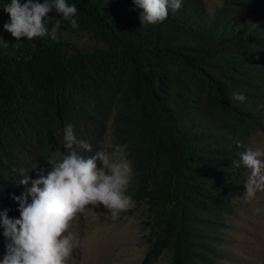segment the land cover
I'll list each match as a JSON object with an SVG mask.
<instances>
[{"label":"trees","instance_id":"trees-1","mask_svg":"<svg viewBox=\"0 0 264 264\" xmlns=\"http://www.w3.org/2000/svg\"><path fill=\"white\" fill-rule=\"evenodd\" d=\"M8 3L0 0L10 44L0 49V211L19 218L20 170L32 179L50 170L47 159L66 154L67 124L92 146L79 150L85 157L110 129L111 149L122 146L133 169L144 263L165 252L170 264H220L247 176L236 164L264 121V0H222L215 10L181 0L157 25H141L133 0H66L79 27L61 20L59 42L21 38L18 48L3 28ZM63 32H89L102 45L80 50ZM5 240L0 228V249Z\"/></svg>","mask_w":264,"mask_h":264},{"label":"clouds","instance_id":"clouds-1","mask_svg":"<svg viewBox=\"0 0 264 264\" xmlns=\"http://www.w3.org/2000/svg\"><path fill=\"white\" fill-rule=\"evenodd\" d=\"M133 3L142 10L141 25L163 23L169 9L176 11L181 7V0ZM3 9L10 18L3 28L16 39L17 48L23 42L21 38L33 41L47 37L59 42L61 20L70 22L74 29L79 27L77 7L66 0H10ZM53 11L60 19L49 17ZM9 46L0 36V49ZM233 98L239 102L246 100L242 93H235ZM63 132L66 154L53 153L46 161L50 170L41 169L37 179L20 170L19 183L26 191L13 196L19 205V218H10L7 210L0 211V228L7 241V252L0 264H68L73 250L79 246V241L68 232L78 213L103 206L115 218L133 206L132 197L127 194L133 169L124 148L115 145L110 151L97 150L85 157L79 150L92 153V146L77 140L74 125L67 124ZM241 163L248 170L244 195L252 199L258 191H264V150L246 147L236 166ZM29 183L31 187H27Z\"/></svg>","mask_w":264,"mask_h":264},{"label":"rangeland","instance_id":"rangeland-1","mask_svg":"<svg viewBox=\"0 0 264 264\" xmlns=\"http://www.w3.org/2000/svg\"><path fill=\"white\" fill-rule=\"evenodd\" d=\"M203 2L209 10H215L222 0ZM63 34L80 50L89 51L96 45H102L89 32ZM248 143L253 149L264 150V121L261 129L248 138ZM101 148L112 150L110 129ZM246 179L247 176L235 200L237 208L228 218L229 228L224 235L227 242L221 249L223 255L220 264H264V191H258L252 199L246 198ZM130 190L131 182L127 189V194L131 196ZM143 218L141 206L134 201L131 208L115 218L103 206L89 207L78 213L68 232L79 241V246L73 250L68 264H170V254L165 252L150 263H144L149 245L145 241L148 229L144 228ZM3 245H7L6 240ZM6 252L7 247L0 249L3 254L0 255V261Z\"/></svg>","mask_w":264,"mask_h":264}]
</instances>
